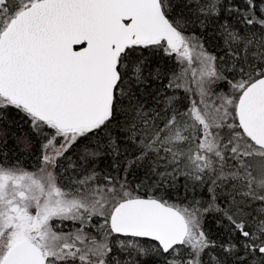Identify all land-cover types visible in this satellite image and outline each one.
<instances>
[{
  "label": "snow or ice",
  "instance_id": "1",
  "mask_svg": "<svg viewBox=\"0 0 264 264\" xmlns=\"http://www.w3.org/2000/svg\"><path fill=\"white\" fill-rule=\"evenodd\" d=\"M13 125L0 264H264V0H0Z\"/></svg>",
  "mask_w": 264,
  "mask_h": 264
},
{
  "label": "trees",
  "instance_id": "2",
  "mask_svg": "<svg viewBox=\"0 0 264 264\" xmlns=\"http://www.w3.org/2000/svg\"><path fill=\"white\" fill-rule=\"evenodd\" d=\"M202 3L206 2V0H201ZM204 36L206 37L205 39V45L206 47L209 48L210 51H215V48L212 47V45H222L223 41L222 38L216 37L213 39L210 35V32L204 33ZM164 70L166 73L171 72V71H179L180 66L174 62V60L170 61H165L163 62ZM167 83V78L164 81V84ZM157 87H163V84H157ZM169 94H172L171 92ZM180 95H184L183 91H179ZM23 131L25 130H20L17 129L14 125L9 128V138H8V143L6 145L0 144V149L3 151L8 152V156L10 159L15 160V159H24L27 164H31L32 161L36 159L35 156L32 155V153H36L37 155L39 154V145L36 144V142L33 140L32 141V147L29 150V147L26 143H20L17 144L12 138H11V132H16V134L22 135ZM109 161L103 160L100 164V167L103 168ZM191 195V193L189 194ZM199 195V193L197 194ZM206 192H205V197H206ZM204 228L206 231L210 232L212 237L214 239H221L219 236V229L216 227L215 221L213 219V214H208V216L205 219L204 222Z\"/></svg>",
  "mask_w": 264,
  "mask_h": 264
},
{
  "label": "rangeland",
  "instance_id": "3",
  "mask_svg": "<svg viewBox=\"0 0 264 264\" xmlns=\"http://www.w3.org/2000/svg\"><path fill=\"white\" fill-rule=\"evenodd\" d=\"M65 230H67V229H65Z\"/></svg>",
  "mask_w": 264,
  "mask_h": 264
}]
</instances>
